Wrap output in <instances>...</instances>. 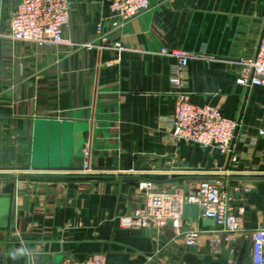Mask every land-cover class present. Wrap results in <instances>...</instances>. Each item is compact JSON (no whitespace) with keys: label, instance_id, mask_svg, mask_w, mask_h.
Masks as SVG:
<instances>
[{"label":"crops","instance_id":"1","mask_svg":"<svg viewBox=\"0 0 264 264\" xmlns=\"http://www.w3.org/2000/svg\"><path fill=\"white\" fill-rule=\"evenodd\" d=\"M18 1L0 0V195L11 197L0 264H54L96 252L106 264H223L207 235L198 245L183 243V229L213 227L201 219L185 218L179 230L169 222L157 233L120 227L118 216L141 205L142 178L187 191L209 177L244 208L245 228L264 224V87L235 81V60L258 44L264 0H149L121 26L105 0H71L62 35L77 46L11 38ZM102 37L122 48L99 47ZM87 42L95 45H79ZM162 48L193 55L186 87L193 103L239 123L235 164L217 150L171 141L165 124L176 58ZM235 247L238 264H250L248 243L239 237Z\"/></svg>","mask_w":264,"mask_h":264},{"label":"built area","instance_id":"2","mask_svg":"<svg viewBox=\"0 0 264 264\" xmlns=\"http://www.w3.org/2000/svg\"><path fill=\"white\" fill-rule=\"evenodd\" d=\"M108 15L114 26H121L149 7V0H105ZM71 0H19L9 21L8 35L20 41L35 44H62L77 46L65 39L63 29L70 20ZM100 30V27H99ZM91 47L92 42L79 44ZM99 47L120 50L118 43H107L101 38ZM161 53L176 58L171 73V81L177 87L172 113L166 120L169 137L174 143L195 145L202 149L217 150L225 155L231 164L238 160L237 142L241 138L239 123L223 115L220 108L211 104L197 105L191 101L187 87V66L193 56L180 49L162 48ZM237 65V84L251 87H264V16L258 44L255 52L235 60ZM258 134L264 135V117L258 127ZM83 168L90 170L88 150H83ZM137 190L142 195V203L130 214L118 216L120 227L153 228L157 233L170 222L179 230L185 217L183 206L196 204L197 219L207 218L213 221L211 229L188 227L179 232L187 246L199 244L201 234L207 235L209 250L214 256H220L224 248L239 237L248 243L250 264H264V224L245 228L242 223V206L235 208L233 198L224 189V184L216 178L198 179L187 191L180 187L171 189L157 188L148 178L137 183ZM236 247L231 248L234 254L226 264H238ZM34 264V263H32ZM57 264H106L102 252L91 253L82 260L65 258Z\"/></svg>","mask_w":264,"mask_h":264},{"label":"water","instance_id":"3","mask_svg":"<svg viewBox=\"0 0 264 264\" xmlns=\"http://www.w3.org/2000/svg\"><path fill=\"white\" fill-rule=\"evenodd\" d=\"M11 208V197L9 195H0V229L7 228L9 225ZM183 216L185 218L197 219L198 217V206L196 204H185L183 206ZM202 224L204 226H212L213 221L211 219L202 218ZM237 242H231L222 251V263L226 264L229 258H232L234 254L231 252V248L235 247ZM59 260H56L54 264H57Z\"/></svg>","mask_w":264,"mask_h":264},{"label":"clouds","instance_id":"4","mask_svg":"<svg viewBox=\"0 0 264 264\" xmlns=\"http://www.w3.org/2000/svg\"><path fill=\"white\" fill-rule=\"evenodd\" d=\"M18 253H19L20 255L25 254V252H24L23 249L18 250ZM12 258H13V259H16V258H17V253H13V254H12Z\"/></svg>","mask_w":264,"mask_h":264},{"label":"rangeland","instance_id":"5","mask_svg":"<svg viewBox=\"0 0 264 264\" xmlns=\"http://www.w3.org/2000/svg\"><path fill=\"white\" fill-rule=\"evenodd\" d=\"M242 259L244 260L245 263L248 262V256L245 255Z\"/></svg>","mask_w":264,"mask_h":264}]
</instances>
